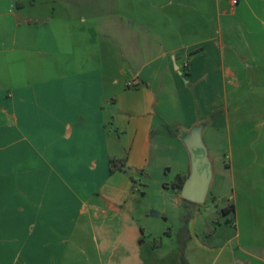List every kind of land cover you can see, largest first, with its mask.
I'll return each mask as SVG.
<instances>
[{
	"label": "crops",
	"instance_id": "obj_1",
	"mask_svg": "<svg viewBox=\"0 0 264 264\" xmlns=\"http://www.w3.org/2000/svg\"><path fill=\"white\" fill-rule=\"evenodd\" d=\"M24 8L0 0V52L51 73L0 99V264H264V0ZM194 132L213 208L187 206L181 261V224L146 236L136 191L182 199Z\"/></svg>",
	"mask_w": 264,
	"mask_h": 264
},
{
	"label": "rangeland",
	"instance_id": "obj_2",
	"mask_svg": "<svg viewBox=\"0 0 264 264\" xmlns=\"http://www.w3.org/2000/svg\"><path fill=\"white\" fill-rule=\"evenodd\" d=\"M18 1V0H17ZM22 3L25 4V8L23 13H31V12H37L39 14V11L44 8H47L48 11L51 14L56 13V9L53 8L55 4V0H36V4L34 7H28L26 0H21ZM53 9H52V8ZM45 12V11H44ZM42 12V13H44ZM8 54L4 55L0 52V99H2V96L6 94V90L8 86L15 85L17 83H21L26 79L29 80H37L40 78H43L45 76L41 75V73H44L46 76H49L51 71L45 70V71H37L30 68H25L23 66L24 63L19 62V58L14 56H10V59L14 61H10L8 59ZM37 60V59H36ZM35 63V62H34ZM37 63V62H36ZM32 64V62H31ZM214 163L212 165L213 171L217 172L222 169V156L217 158V162L215 163V160H213ZM141 188L140 186H138ZM142 189H144L143 192H141V189L136 191L138 195V202L135 204L137 210L134 212V216L137 218L139 224L144 227V233L148 237H162L163 240L166 239V236L162 235L160 232V229L151 230V226L161 227L165 226L168 229H174L178 225L182 224V216L188 212V207L184 205L182 202V199L177 197L176 194L172 193V191H162L157 188V186L150 183L147 187L142 186ZM213 192L212 188L209 190L205 203L202 204H190L191 207L193 206H200L201 209L205 206H208L209 208H213L212 200H211V193ZM218 203H226V198L223 200L219 199ZM155 211L159 212V215L156 217H151L150 212ZM166 218L165 221H162V218ZM221 218V217H220ZM152 232L151 235H148V232Z\"/></svg>",
	"mask_w": 264,
	"mask_h": 264
},
{
	"label": "water",
	"instance_id": "obj_3",
	"mask_svg": "<svg viewBox=\"0 0 264 264\" xmlns=\"http://www.w3.org/2000/svg\"><path fill=\"white\" fill-rule=\"evenodd\" d=\"M191 136L195 139L189 137L185 142L190 154L189 172L179 189V195L187 201L202 203L207 191L211 169L204 145L195 132Z\"/></svg>",
	"mask_w": 264,
	"mask_h": 264
},
{
	"label": "trees",
	"instance_id": "obj_4",
	"mask_svg": "<svg viewBox=\"0 0 264 264\" xmlns=\"http://www.w3.org/2000/svg\"><path fill=\"white\" fill-rule=\"evenodd\" d=\"M213 115V113L211 114ZM108 165H109V170L112 171L115 167H120L123 165V160H117V159H114V158H109L108 160ZM185 179V176H180V175H177L175 176L174 180L172 181V185L175 186V187H178L180 188L183 181ZM182 202L184 203L185 206H188V205H192L194 204L193 202H190V201H187L185 199H182ZM232 212L233 211V206L231 204H228L227 206L223 207L220 209V212L223 214V213H226V212ZM191 216V212L190 210H188V212H186L183 216H182V224L181 226L177 229L176 231V242H177V247H178V250H179V255H180V259L181 261H184L183 260V248H184V243L186 241V239L189 237V234H188V230H187V223H188V220Z\"/></svg>",
	"mask_w": 264,
	"mask_h": 264
},
{
	"label": "built area",
	"instance_id": "obj_5",
	"mask_svg": "<svg viewBox=\"0 0 264 264\" xmlns=\"http://www.w3.org/2000/svg\"><path fill=\"white\" fill-rule=\"evenodd\" d=\"M231 6H234L237 4L238 0H228Z\"/></svg>",
	"mask_w": 264,
	"mask_h": 264
}]
</instances>
